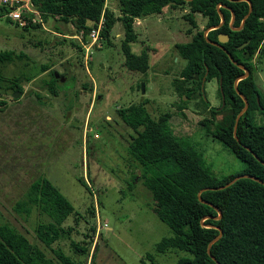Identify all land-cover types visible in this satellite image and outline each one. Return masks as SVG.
<instances>
[{"label": "rangeland", "instance_id": "374dc122", "mask_svg": "<svg viewBox=\"0 0 264 264\" xmlns=\"http://www.w3.org/2000/svg\"><path fill=\"white\" fill-rule=\"evenodd\" d=\"M104 7L119 17L116 0H104ZM187 12L185 4L166 5L159 13L133 19L135 40L129 50L134 54L146 52L148 65L144 73L124 66L119 20L108 32V43L100 38L99 44L80 55L73 50L68 54H59L52 48L40 51L30 45L36 40L73 39L71 23L60 22V33L50 26L45 31L30 29L26 33L0 17V49L21 50L27 55L26 59L5 66L4 75L35 73L22 82V91L16 98L11 96L13 91L0 96L5 101L0 111V223L13 226L51 256L33 230L36 223L48 218L35 209L27 216L15 209L29 184L45 178L73 208L61 224L71 227L69 234L52 246L78 258L79 264H139L141 260L148 262L146 254L153 257L151 264H174L185 254L172 248L161 254L154 251V244L171 236L173 229L189 237V204L177 197L166 204L176 224L160 220L153 212L154 201L146 186L151 174L140 176L142 166L128 154L127 143L134 132L122 122L118 110L142 103L151 118L168 113L171 132L197 153L216 176L243 168L242 162L212 137L215 123L224 114L219 111L211 117L209 113L210 107H221L216 80L203 81L199 97L183 98L176 89L185 61L179 57L175 44L190 38V33H186L190 24L182 17ZM193 17L198 28H202L204 19L198 13ZM64 44L67 42L58 46ZM252 62L255 81L264 92V55ZM43 64L46 68L41 70ZM54 71L62 73L63 80L57 82L56 93L52 94L45 83ZM202 119H209L207 126L202 125ZM262 121V116H254V124ZM70 241L79 242L87 251L76 255Z\"/></svg>", "mask_w": 264, "mask_h": 264}, {"label": "trees", "instance_id": "16d2710c", "mask_svg": "<svg viewBox=\"0 0 264 264\" xmlns=\"http://www.w3.org/2000/svg\"><path fill=\"white\" fill-rule=\"evenodd\" d=\"M116 1L120 14L117 18L104 7V0H32V3L41 13L47 27L50 26L60 33V22L71 23L73 34L82 32L83 42L87 41L86 34L89 29L102 17L103 26L99 36L108 43V32L114 21L119 20L123 30L120 46L124 55V66L139 73L145 72L148 57L144 51L134 54L129 50V44L135 40L133 19L159 13L166 5L176 7L185 4L188 12L182 17L190 24L186 29L190 38L186 42L175 44L179 57L185 61L179 71L181 81L176 89L180 96L184 95L187 99L199 97L202 77L204 76V81L213 78L216 80L219 97L220 86L224 103L219 108L210 107L209 113L211 117L219 111L224 114L215 123L212 137L220 141L243 164L238 172L216 176L206 168L197 153L189 150L171 132L167 123L168 113L156 119L151 118L142 103H133L119 109L118 116L134 132L127 143V152L142 166L140 176L151 174L147 178L146 186L154 201L153 212L160 220L176 224L172 220L174 214L171 209H166V204L177 200L176 197L186 199L189 204V237L185 238L173 229L171 236L163 237L154 244V251L161 254L167 248H172L184 252L174 264H264V92L255 81L257 74L252 62L253 58L264 55V0ZM248 2L251 10L244 18L249 8ZM218 12L222 14V24L208 30L206 38L216 41L217 34H226L227 40L221 43L224 50L208 43L203 36L205 28L219 23ZM195 13L204 19L202 28H198L193 17ZM20 29L26 33L30 29L44 31L38 25ZM63 42L67 44L58 46ZM30 45L40 51L52 48L59 54H68L72 50L80 55L84 52L81 44L74 38L66 40L62 37L52 42L48 39L36 40L30 42ZM26 58L27 55L21 50L15 52L12 49H0V96L9 91L21 92L22 82L34 76L35 73L19 72L15 76L7 77L3 73L5 66ZM236 64L246 68L247 75L239 79L244 70ZM23 65H27V62ZM40 68L45 69V64ZM56 73L58 76L54 77L51 72L45 83L52 94L56 93L55 86L60 81L59 77H62V73ZM184 83H187L185 87ZM234 86L247 101L246 109L238 118L235 137L232 133L234 118L242 108L243 101ZM179 101L185 103L181 97ZM4 105L5 101L0 100V111ZM256 114L263 118L260 124L253 123ZM208 122L209 119L201 121L203 126H207ZM240 174L250 177H240L225 187L214 189ZM78 181L85 185L82 179ZM205 187L208 189L199 192ZM15 209L24 216L31 209H35L48 218L44 222L36 223L33 230L35 238L52 255L45 254L13 226L0 223V264L80 263L78 258L76 260L59 247L52 246L59 238L69 234L71 227L64 228L61 224L72 213L73 208L50 181L45 178L32 181L23 198L16 202ZM217 210L219 217L214 218L218 215ZM219 230L220 236L209 245L210 256L206 252L207 245L218 235ZM70 246L79 256L87 251L79 242L70 241ZM145 256L149 263L141 260L139 264L153 262L151 255Z\"/></svg>", "mask_w": 264, "mask_h": 264}, {"label": "built area", "instance_id": "2783aa9c", "mask_svg": "<svg viewBox=\"0 0 264 264\" xmlns=\"http://www.w3.org/2000/svg\"><path fill=\"white\" fill-rule=\"evenodd\" d=\"M0 17L5 18L11 25L19 28L38 25L43 30H47V26L41 18V13L35 8L32 0H0ZM102 26L103 18L100 17L96 25L91 27L86 34V42L82 41L81 31L72 35L81 44L84 55L92 45L96 46V44H99V32ZM102 225H105V223H102Z\"/></svg>", "mask_w": 264, "mask_h": 264}, {"label": "water", "instance_id": "95a60500", "mask_svg": "<svg viewBox=\"0 0 264 264\" xmlns=\"http://www.w3.org/2000/svg\"><path fill=\"white\" fill-rule=\"evenodd\" d=\"M248 5H249V8H248V11H247V13L245 14L244 18L248 15V13H249L250 10H251V6H250V3H249V2H248ZM219 6H220V5H219ZM218 13H219V17H220V19H219V23L216 24V25L209 26V27L205 28V29L203 30V36L205 37V40H206L208 43L213 44V45H215V46H218L220 49L224 50V48L221 46V43H223V42H225V41L227 40L228 36H227L226 34H223V33H219V34H217L216 41H212V40H209V39L206 38V33H207L208 30H210V29H214V28H217V27H219V26L222 24V21H223L222 14H221L220 12H218ZM241 24H242V22H241ZM227 55H228L229 59H230L231 61H233V60H232V57L230 56V54L227 53ZM236 65H238L239 67H241V68L244 70L243 75L240 76L239 79L242 78V77H244L245 75H247L248 71H247L246 68H244L243 66H241V65H239V64H236ZM53 74H54V77H57V76H58V74H57L56 72H54ZM59 80L62 81V80H63V77H59ZM203 81H204V76L202 77V80H201V83H200V86H201V87H202V82H203ZM235 82H236V81H235ZM235 82H234V85H235ZM219 83H220V81H219ZM234 89H235V91L238 93V95L240 96V98H241L242 101H243V106H242V108L238 111V113L236 114V116H235V118H234V123H233V127H232V133H233V136L235 137V127H236V124H237V121H238V118H239L240 114H241V113L246 109V107H247V101H246L245 97H244L241 93H239V92L237 91V89L235 88V86H234ZM140 91H141V93H143V84H142V83L140 84ZM219 91H220L221 106H222L223 103H224V100H223V94H222V92H221L220 86H219ZM19 94H20V91L15 90V91L12 92L11 96H12L13 98H16ZM184 97H185V96L183 95V98H184ZM246 149H248V148H246ZM248 150H249V149H248ZM262 163H263V162H262ZM240 177H250V176H247V175H245V174L237 175V176H235L234 178H232L230 181H228L227 183H225L224 185L219 186V187H214V189L225 187V186L231 184L233 181H235L236 179H238V178H240ZM251 178H252V179H255L254 177H251ZM203 189H208V187H205V188L200 189L199 192H200L201 190H203ZM199 192H198V193H199ZM199 200H200L201 202H203V203H207V202L204 201V200H201V199H199ZM217 212H218V215L215 216L214 218H218V217H219V211L217 210ZM220 233H221V231L219 230L218 235L215 236V237H214V238L208 243L207 248H206V252H207L208 255H210V253L208 252V248H209L210 243H211L212 241L216 240V239L220 236ZM210 256H211V255H210ZM184 264H190V263H184Z\"/></svg>", "mask_w": 264, "mask_h": 264}, {"label": "crops", "instance_id": "0c3cea01", "mask_svg": "<svg viewBox=\"0 0 264 264\" xmlns=\"http://www.w3.org/2000/svg\"><path fill=\"white\" fill-rule=\"evenodd\" d=\"M45 31V30H44Z\"/></svg>", "mask_w": 264, "mask_h": 264}]
</instances>
